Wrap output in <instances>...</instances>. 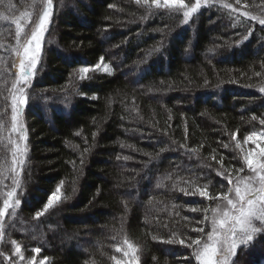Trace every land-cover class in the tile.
<instances>
[{
    "label": "trees",
    "instance_id": "16d2710c",
    "mask_svg": "<svg viewBox=\"0 0 264 264\" xmlns=\"http://www.w3.org/2000/svg\"><path fill=\"white\" fill-rule=\"evenodd\" d=\"M226 2L232 7H202L184 23L181 14L154 6L149 12L136 0H53L26 89L21 203L4 218L0 264H10L13 241L27 256L46 257L45 264H115L112 257L128 259L116 251L127 250L126 237L138 248L137 264H198L192 249L165 241L205 236L208 222L200 221L213 201L181 189L226 190L217 170L239 173L245 137L264 132V25L251 18H264V0ZM32 4L0 0V14L9 17L0 20V208L16 176L8 170L13 20L24 27L25 12L35 20L42 5ZM101 57L111 72L94 69ZM84 66L94 70L81 80L73 74ZM57 188L60 200L35 219ZM234 260L264 264V235Z\"/></svg>",
    "mask_w": 264,
    "mask_h": 264
},
{
    "label": "snow or ice",
    "instance_id": "6c2138e0",
    "mask_svg": "<svg viewBox=\"0 0 264 264\" xmlns=\"http://www.w3.org/2000/svg\"><path fill=\"white\" fill-rule=\"evenodd\" d=\"M40 3V7L35 12V20H33L32 13H23L22 16L26 19L24 27L31 25L28 31H24V27L21 26L19 19L13 20L16 26V47L13 49L15 52L16 60L13 61L12 67L16 69V78L11 84V108H12V131L18 132L20 137L25 142L28 137L24 131V125L18 122L20 115V108L26 106L29 101L27 95V87L30 86L32 79L34 78L37 70V66L40 64L42 47L45 39V34L48 32V27L52 22V16L54 11L53 0H33L32 7L35 8L36 4ZM137 4H142L150 12L153 8L169 10L173 14H181L183 22L188 23L194 15H197L202 7H207L213 4H219L223 8H231L232 5L228 4L226 0H195L194 3L186 2V0H136ZM239 4L240 0H236ZM14 7V6H13ZM248 15L247 12L244 13ZM258 20L261 25H264V18L251 17ZM9 17L0 14V20H7ZM23 33V43H21V34ZM104 58H100V62L94 66L95 70L101 69ZM92 67L84 66L78 69L77 73L79 79L83 80L88 77L89 73L94 70ZM105 72H111L110 66L105 65L103 68ZM260 75V73H256ZM264 92V88L260 89ZM7 99V98H5ZM253 120L257 119L255 116ZM259 123L264 125V119H260ZM234 138V136H233ZM257 139L264 140V132L252 133L245 137V142L255 143ZM9 143L14 145L12 149L13 166L8 170L16 173L13 177V187L7 192V198L3 201V207L0 208V240L4 239V218L6 215L15 216V209L20 205L21 201L17 196V188L20 187V175L23 172L25 166V157L27 154V145L22 147L15 140L9 139ZM181 147H184L181 145ZM227 147V145H224ZM239 147V144H237ZM191 153H195V149H189ZM19 154V156L17 155ZM127 159V157H125ZM215 160V156H212ZM241 167L239 172L243 173L245 167L249 170V175L238 180L235 184L232 183V178L225 175V171L217 170V175L224 176L225 180L229 182V187L216 194H210L208 186L195 188L194 191L189 192L186 189H181L186 195H196L206 198L210 201L224 202L223 207L218 203L217 207L212 209L213 216L207 215L209 209H203L205 213L204 219L200 221L201 224L208 222L210 224V231L205 236H198L193 239L191 237L185 239L170 238L166 243H179L190 249H192V257L198 261V264H235L234 258L237 256L238 250L247 248L252 244L255 238L259 235H264V148H261L257 153L255 149L243 151L239 157ZM83 163V161H81ZM223 167L222 160L218 161ZM19 166L18 168L16 166ZM60 189L57 188L54 192L49 194L46 203L43 208L35 212V219H39L50 208L54 207L55 203L60 200V196L57 195ZM9 209L12 212L9 213ZM192 211L198 209L193 208ZM198 233H205L203 227H197L193 229ZM174 237V234H173ZM156 239V237H153ZM15 253L20 256V259H24L21 255V249L16 242ZM127 250L121 249L117 246L116 251L121 252L128 259L121 261L116 257H112L115 260V264H137L136 253L138 248L131 243L127 237L123 241ZM35 253L41 251L40 248L33 250ZM2 255V254H0ZM8 259H11L9 257ZM187 259V258H185ZM44 261H41V264ZM35 257L28 261V264H34Z\"/></svg>",
    "mask_w": 264,
    "mask_h": 264
},
{
    "label": "rangeland",
    "instance_id": "374dc122",
    "mask_svg": "<svg viewBox=\"0 0 264 264\" xmlns=\"http://www.w3.org/2000/svg\"><path fill=\"white\" fill-rule=\"evenodd\" d=\"M104 66H105V64H102L101 65V69H99V70H103ZM22 109H23V106L20 108V115H19V118H18V122L25 126V121H24V118H23V115H22ZM24 131H25V127H24ZM13 134H14V140L23 147L26 142L21 139L20 134L18 132H13ZM13 148H14V145H13ZM241 148H242L243 151H248V150L255 149V151L258 153L261 148H264V140L257 139L255 143H252L250 141L249 142H245V140H244L242 142V144H241ZM17 155L19 156V154H17ZM18 167L19 166L17 165V168ZM249 174H250L249 170L245 167V171L243 173L239 172V173L233 175L232 183L235 184L238 180L242 179L243 177H245V176H247ZM218 203L223 207L224 202L222 200L213 201V205H212V207L210 208V211H209V217L213 216L212 209L216 208ZM208 226H209V230H210V224L209 223H208ZM31 230L34 231L33 228H31ZM21 255L24 257L23 260L20 259V256L17 255L15 253V251H14V252H11L10 255H6V259L10 262V264H28V261L31 260L33 257H35L34 264H41V261H44V259L38 257V255L27 256L24 253H22V251H21ZM9 257H11V259H8ZM197 263H198V261H197ZM44 264H45V262H44Z\"/></svg>",
    "mask_w": 264,
    "mask_h": 264
}]
</instances>
